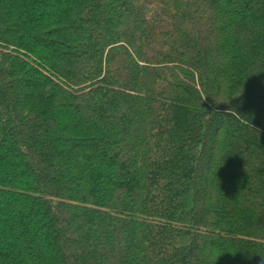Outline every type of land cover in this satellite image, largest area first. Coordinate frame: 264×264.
I'll return each mask as SVG.
<instances>
[{
    "label": "trees",
    "instance_id": "obj_1",
    "mask_svg": "<svg viewBox=\"0 0 264 264\" xmlns=\"http://www.w3.org/2000/svg\"><path fill=\"white\" fill-rule=\"evenodd\" d=\"M264 0H0V264H261Z\"/></svg>",
    "mask_w": 264,
    "mask_h": 264
},
{
    "label": "clouds",
    "instance_id": "obj_2",
    "mask_svg": "<svg viewBox=\"0 0 264 264\" xmlns=\"http://www.w3.org/2000/svg\"><path fill=\"white\" fill-rule=\"evenodd\" d=\"M261 264H264V258H262V260H261Z\"/></svg>",
    "mask_w": 264,
    "mask_h": 264
}]
</instances>
